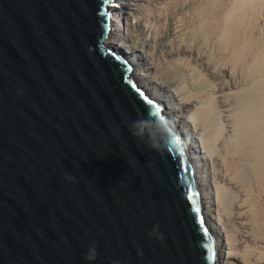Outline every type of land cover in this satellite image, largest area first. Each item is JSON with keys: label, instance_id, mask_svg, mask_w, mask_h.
Masks as SVG:
<instances>
[{"label": "water", "instance_id": "95a60500", "mask_svg": "<svg viewBox=\"0 0 264 264\" xmlns=\"http://www.w3.org/2000/svg\"><path fill=\"white\" fill-rule=\"evenodd\" d=\"M114 2L0 0V264L217 260L177 130H130L170 123L106 43Z\"/></svg>", "mask_w": 264, "mask_h": 264}, {"label": "bare ground", "instance_id": "6f19581e", "mask_svg": "<svg viewBox=\"0 0 264 264\" xmlns=\"http://www.w3.org/2000/svg\"><path fill=\"white\" fill-rule=\"evenodd\" d=\"M223 1L159 0L153 6L151 0H115L106 43L129 60L133 78L162 104L184 143L216 241L215 264H264V75L259 77V64L252 65L256 75L253 69L243 73L250 76L244 83H252L244 84L240 90L247 93L231 103L233 94L241 93L237 67L255 41L254 29L247 32L243 21L262 0H235L233 7ZM210 39L220 42H214L215 54L206 51Z\"/></svg>", "mask_w": 264, "mask_h": 264}, {"label": "rangeland", "instance_id": "374dc122", "mask_svg": "<svg viewBox=\"0 0 264 264\" xmlns=\"http://www.w3.org/2000/svg\"><path fill=\"white\" fill-rule=\"evenodd\" d=\"M152 1H157V2H152ZM220 1V0H219ZM223 1V0H222ZM144 1H141V3H143ZM159 0H151V5H153V6H158L159 5ZM262 2H263V0H262ZM258 3L257 4V6L255 5V8L254 7H250L249 9H251V8H254V10H255V12H254V10L252 9V11L254 12H252V11H249V9L247 8V10L246 11H249V12H246V15H245V18L246 19H248L247 21L249 22V23H247V21H246V19L243 21L244 23V27L246 28L245 30H247V32L249 31V30H253V32H254V34H255V36H257V37H255L254 35H253V40H255L254 41V43L252 42V44H251V46H249L248 48L250 49V50H253V51H251L250 52V50H247L246 49V51H247V53H246V57H245V54H244V56H243V58H242V63H240L239 65H240V67H239V65H238V67H237V70L238 71H240V73L238 74L239 76H238V82L239 81H242V82H239L240 84H239V86H238V88L239 89H237V92H238V90L239 91H241L240 89H241V87H244V84H245V87H248V86H250L251 85V81H252V79L248 82V84L247 83H244V82H247V80H249V74H247V76H249L247 79H246V77L247 76H245L246 75V73L248 72V70L250 71V70H252L253 69V73L256 75V73L258 72V70H259V72H260V74H262V75H260L259 76V74H257V77L259 76L260 78H262L263 77V73H264V70H262L261 68L262 67H264V2L263 3ZM145 3V2H144ZM233 3V4H232ZM237 4L238 3V1H236L235 2V0H224L223 1V4L225 5V6H228V7H230L231 5V7H233L234 6V4ZM261 4H262V6H261ZM257 7H259V8H257ZM257 8V9H256ZM156 12V11H155ZM252 14H251V13ZM113 13H115V12H113ZM262 13V14H261ZM155 15V14H154ZM248 15V16H247ZM253 15V16H252ZM256 15V16H255ZM114 16H115V14H114ZM114 16H113V18H114ZM249 17V18H248ZM256 17V18H255ZM255 18V19H254ZM250 19V20H249ZM256 20V21H255ZM251 21H253V23L251 22ZM255 21V22H254ZM246 22V23H245ZM246 24V25H245ZM250 27H249V26ZM114 28H115V23H114ZM256 26V27H255ZM252 27V28H251ZM256 28V29H255ZM256 30V31H255ZM108 40H109V38H108ZM218 39H216V40H212V39H210V41H211V43H210V41L208 40V42L206 43V51L208 52H210V53H214L215 54V52H214V50L217 52L218 51V49H217V43H219V45H220V42H218L217 41ZM213 41V42H212ZM106 42H107V40H106ZM214 42H216V44L214 43ZM209 44V46H207ZM212 44V45H211ZM255 46V47H254ZM244 47V46H243ZM243 47L241 48V49H243ZM251 47V48H250ZM218 48H219V46H218ZM212 49V50H211ZM245 51V50H244ZM249 51V52H248ZM247 55H249V56H247ZM252 55V56H251ZM254 56H255V58H254ZM250 57V58H249ZM258 57V58H257ZM261 57H263V58H261ZM245 58H247V59H245ZM255 60H254V59ZM260 59H261V61L263 62V64H261L262 62L260 61ZM251 61V62H250ZM254 61V62H253ZM260 63H259V62ZM250 63H251V65H250ZM256 63V64H255ZM241 64L243 65V66H241ZM248 64V65H247ZM257 64H259V65H257ZM260 64H261V67H258V66H260ZM256 68V66L255 65H257V69L258 70H256L255 68H253V66ZM250 66V67H249ZM243 67V69L242 70H244L243 72H242V70H241V68ZM247 68V69H246ZM240 69V70H239ZM255 71V72H254ZM261 71H263V72H261ZM243 73H245V75L243 74ZM241 74H243V76L241 75ZM240 76H242V77H240ZM244 77V78H243ZM258 77V78H259ZM243 79V80H242ZM245 80V81H244ZM251 82V83H250ZM243 84V85H242ZM250 84V85H249ZM245 89V88H244ZM249 89H250V87H249ZM235 92H236V89L234 90ZM247 93V91H241V93L240 92H238L236 95L235 94H233V96L231 97V103H232V105H235V102L237 101L238 102V100H237V98L236 97H242V95H244V94H242V93ZM240 93V94H239ZM245 93V94H246ZM235 95V96H234ZM238 95V96H237ZM240 95V96H239ZM236 98V101L235 100H233V98ZM243 97H245V96H243ZM234 98V99H235ZM246 98H247V96H246ZM241 99V98H240ZM245 99V98H244ZM233 100V101H232ZM236 102V103H237ZM237 219V218H236ZM238 221H239V219H238Z\"/></svg>", "mask_w": 264, "mask_h": 264}, {"label": "clouds", "instance_id": "9594fccd", "mask_svg": "<svg viewBox=\"0 0 264 264\" xmlns=\"http://www.w3.org/2000/svg\"><path fill=\"white\" fill-rule=\"evenodd\" d=\"M171 125H157L151 118H145L139 121L133 122L131 125L130 130L132 131L133 135H136L138 137H144L146 139L149 138V130H151L152 133H155V139L152 140L150 143V146L156 147L159 146V143L162 141L160 140V137H166L169 133V128ZM96 252L94 248H90L89 254L86 256L87 259L92 260L95 258Z\"/></svg>", "mask_w": 264, "mask_h": 264}, {"label": "snow or ice", "instance_id": "6c2138e0", "mask_svg": "<svg viewBox=\"0 0 264 264\" xmlns=\"http://www.w3.org/2000/svg\"><path fill=\"white\" fill-rule=\"evenodd\" d=\"M102 3H107V0H102Z\"/></svg>", "mask_w": 264, "mask_h": 264}]
</instances>
